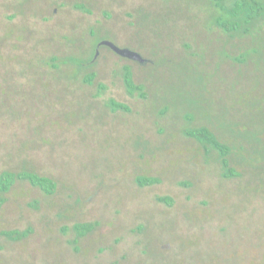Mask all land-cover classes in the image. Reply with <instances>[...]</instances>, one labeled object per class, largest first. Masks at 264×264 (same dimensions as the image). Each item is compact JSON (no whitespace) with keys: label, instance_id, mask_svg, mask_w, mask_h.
Masks as SVG:
<instances>
[{"label":"rangeland","instance_id":"rangeland-1","mask_svg":"<svg viewBox=\"0 0 264 264\" xmlns=\"http://www.w3.org/2000/svg\"><path fill=\"white\" fill-rule=\"evenodd\" d=\"M218 15L213 0H0V175L57 183L1 194L0 264H264V19L227 33ZM103 40L147 63L106 46L76 62ZM125 65L145 95L127 91ZM201 126L237 175L187 133Z\"/></svg>","mask_w":264,"mask_h":264},{"label":"trees","instance_id":"trees-1","mask_svg":"<svg viewBox=\"0 0 264 264\" xmlns=\"http://www.w3.org/2000/svg\"><path fill=\"white\" fill-rule=\"evenodd\" d=\"M216 7L219 8V15L216 17V23L227 33L244 32L247 33L251 27L260 19H264V0H213ZM77 8L88 11L83 4H77ZM94 74L90 75L91 80L94 79ZM125 85L130 91H140L143 95V85L136 84L133 79V74L129 68L125 69ZM115 107L124 108V104L112 100ZM188 134L200 142L204 147L216 149L221 158L225 168V174L231 176L236 174L234 168L231 166L229 154L231 147L223 143L209 128L201 126L188 130ZM28 180L34 186L39 187L47 194H53L56 190L57 183L54 179L38 174L34 171L22 170L18 172L5 170L0 175V209L4 202V197L1 194L9 191L14 183L19 180ZM139 182L142 185L154 184L159 182L157 177L140 178ZM161 200L167 203L173 202L168 197H160ZM95 227L94 222L76 223L74 228L79 235H84ZM5 235L10 237H18L20 234L16 230L5 231Z\"/></svg>","mask_w":264,"mask_h":264},{"label":"flooded vegetation","instance_id":"flooded-vegetation-1","mask_svg":"<svg viewBox=\"0 0 264 264\" xmlns=\"http://www.w3.org/2000/svg\"><path fill=\"white\" fill-rule=\"evenodd\" d=\"M88 9V8H87ZM89 11V10H88ZM108 47L110 50H111V52L112 53H114V54H116V55H118V56H120V57H122V58H124V59H128V60H130V61H138V60H136V59H133V58H130V57H127V56H123V55H121V54H119L118 52H116L111 46H109V45H100V44H96V47H95V52H96V56H93V58L91 59V60H89V61H83V60H77L76 59V62L77 63H79L80 65H82V66H85L86 67V65L89 63H91V62H93L94 60H96L97 59V57H98V55H99V53H100V48L101 47ZM119 47H122V48H129V46L128 45H123V46H119ZM130 49H132V50H134V48H131L130 47ZM135 51V50H134ZM137 51V50H136ZM141 63V62H140ZM147 62L145 61V64H146ZM142 64H144V63H142ZM126 68H129L130 70H131V72H132V74H133V79H134V81H135V78H134V72H133V70H132V67H131V65H125L124 67H123V81H124V85H125V79H124V76H125V69ZM75 70H77V74L79 73V71H78V68H76ZM73 71H74V69H73ZM76 74V75H77ZM92 74H94L95 76H94V78L96 77V72H89V73H86L85 74V77H83V83L85 84V85H91V84H93V80H91V82H89V80L91 79V77H90V75H92ZM72 75V74H71ZM135 83L136 84H140V85H143L142 83H137L136 81H135ZM125 87H126V85H125ZM143 87H144V85H143ZM105 89H107V84H105L104 82H99L98 83V90L101 92V91H104ZM127 89V88H126ZM127 91L130 93V94H135V92H140V91H133V92H130L128 89H127ZM141 94H142V92H140ZM143 95V94H142ZM112 100H115V102H118V103H122V104H124V108H122V107H115L114 106V104L112 103ZM108 105L112 108V110L113 111H118V110H123V111H129L130 109H131V107H130V105H128L127 103H125V102H121V101H118V100H116L115 98H111L110 100H109V103H108ZM204 127H207V126H204ZM207 128H209V127H207ZM210 129V128H209ZM215 135H216V133L212 130V129H210ZM188 133V132H187ZM217 136V135H216ZM204 147V146H203ZM204 149L205 150H207L208 152H211L212 151V148H210V147H204ZM235 170V169H234ZM235 172H236V174H234V175H237L238 173H237V171L235 170ZM152 177H155V176H152ZM140 178H148V177H139L138 179H140ZM158 178V177H157ZM159 179V178H158ZM160 181V180H159ZM158 183V182H157ZM155 184V183H154ZM139 185L140 186H145V185H142L140 182H139ZM148 185H152V184H148ZM160 197H165V196H160ZM160 197L158 198V200H160L161 202H165V203H167L166 201H163V200H161L160 199ZM168 197H170V196H168ZM172 200H173V198L172 197H170ZM174 203V200H173V202H171V203H168V204H173ZM258 249H254V251H257ZM242 253V252H241ZM262 253H263V251H262ZM262 253H261V255H262ZM261 255H260V257H261ZM251 256V255H250ZM252 256H255L256 258H254V260L253 261H260V260H262L261 258H259V259H257V257L258 256H256L255 255V253L254 254H252ZM263 257H264V255H263ZM147 261H149V260H143V261H141L140 262V264H146V262ZM178 261H180V262H178V263H176V264H194V262L193 261H195V260H192L191 258L189 259H179ZM210 264H214L213 262L212 263H210Z\"/></svg>","mask_w":264,"mask_h":264},{"label":"water","instance_id":"water-1","mask_svg":"<svg viewBox=\"0 0 264 264\" xmlns=\"http://www.w3.org/2000/svg\"><path fill=\"white\" fill-rule=\"evenodd\" d=\"M100 45H109L111 46L116 52H118L119 54L123 55V56H127L133 59L138 60L141 63H145L146 59L143 58V56L137 52L134 51L130 48H122L119 47L118 45H116L114 42L109 41V40H103Z\"/></svg>","mask_w":264,"mask_h":264}]
</instances>
